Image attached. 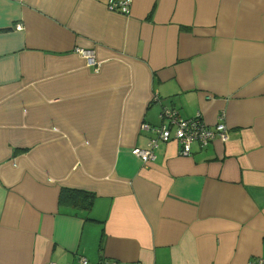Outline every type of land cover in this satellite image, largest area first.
I'll return each mask as SVG.
<instances>
[{"label":"crops","instance_id":"0c3cea01","mask_svg":"<svg viewBox=\"0 0 264 264\" xmlns=\"http://www.w3.org/2000/svg\"><path fill=\"white\" fill-rule=\"evenodd\" d=\"M106 1L0 0V264L264 259V0ZM164 107L228 139L144 163Z\"/></svg>","mask_w":264,"mask_h":264},{"label":"built area","instance_id":"2783aa9c","mask_svg":"<svg viewBox=\"0 0 264 264\" xmlns=\"http://www.w3.org/2000/svg\"><path fill=\"white\" fill-rule=\"evenodd\" d=\"M131 1L132 0H107L106 8L111 12H119L128 15L130 14ZM76 50L87 58L90 65L97 64L91 51L78 48ZM161 117L163 121L159 126H150L145 123L141 125V128L144 130L154 131L156 139H151L146 147H136L131 152L144 163L155 160L156 155L154 153V148L157 146L158 141L168 142L170 140H176L180 144V153L187 156L191 153L193 144H199L205 147L216 137L223 141L228 139L227 127L224 123L221 122L214 127H209L199 113L193 118H182L174 110L164 107ZM80 263L88 264V260L81 257ZM101 264L116 263L111 261ZM247 264H264V259H259Z\"/></svg>","mask_w":264,"mask_h":264},{"label":"trees","instance_id":"16d2710c","mask_svg":"<svg viewBox=\"0 0 264 264\" xmlns=\"http://www.w3.org/2000/svg\"><path fill=\"white\" fill-rule=\"evenodd\" d=\"M76 195L75 196H69L72 200V202L74 204H77V205H81L85 208H89L90 205H91V201L89 200V196L88 194L86 193H82V192H74ZM73 193V194H74ZM79 197H81V200L78 199Z\"/></svg>","mask_w":264,"mask_h":264}]
</instances>
